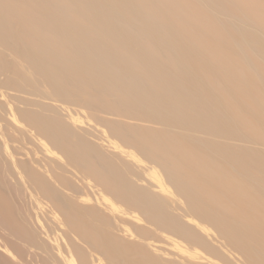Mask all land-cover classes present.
Listing matches in <instances>:
<instances>
[{"label":"bare ground","instance_id":"obj_1","mask_svg":"<svg viewBox=\"0 0 264 264\" xmlns=\"http://www.w3.org/2000/svg\"><path fill=\"white\" fill-rule=\"evenodd\" d=\"M229 1L247 20L264 15V0ZM191 15L199 20L179 0H0V264H241L203 221L170 212L171 196L138 184L90 139L83 120L88 108L131 162L142 160L111 136L154 161L148 170L162 190L171 192L166 174L191 205L218 201L187 166L195 161L205 176L223 177L211 161L171 131L136 122L187 116L162 98L158 65L187 75L173 38L198 49L207 39L195 36ZM253 27L235 23L242 35L232 74L239 79L257 75L252 56L264 60L262 30ZM119 213L136 218L134 227L122 225ZM221 222L262 253L250 221Z\"/></svg>","mask_w":264,"mask_h":264},{"label":"rangeland","instance_id":"obj_2","mask_svg":"<svg viewBox=\"0 0 264 264\" xmlns=\"http://www.w3.org/2000/svg\"><path fill=\"white\" fill-rule=\"evenodd\" d=\"M179 1L199 16V20L192 15L188 17L195 36L198 33L207 39L204 47L198 49L180 38H173L174 49L186 65V76L165 63L158 65V71L163 81L160 90L162 98L168 103H177L187 116L162 113L157 118L153 117L155 122H136L171 131L185 149L201 160L211 161L223 173V177L218 174L205 176L196 168L195 161L187 163V166L219 200L210 198L204 203L191 205L185 196H179L178 190L170 184L161 168L155 166L165 174L171 192L162 190L152 178L153 170H148L154 166V161L141 155L131 143L125 144L120 138L111 136L136 151L142 160L131 162L132 157L122 154L109 143L106 137V134H110L109 128L91 117L88 108H85L83 120L85 126L93 129L95 136H90V139L113 156L121 167L127 168L138 184L173 198V204L168 207L170 212L190 213L187 215L203 221L211 228L215 242H222L230 248L239 263L264 264V60L251 57L257 75L250 72L239 79L232 74V67L238 63V42L242 35L236 31L235 23L243 22L251 29L258 26L264 38V15L256 16L254 21L247 20L245 11L236 9V5L229 0H225L222 6L213 0H207V4L206 0ZM209 79L218 81L225 92L211 88ZM231 98H235V106H232ZM254 130H259L262 137ZM119 204L123 205V209L133 210L132 214L144 217L137 207ZM119 214L124 216L126 222L122 225L134 227L136 218L125 213ZM222 219H228L231 223L250 221L260 240L262 253L257 252L252 243L236 236V233H227L222 226ZM141 222L145 226H152ZM157 244L173 247L165 242Z\"/></svg>","mask_w":264,"mask_h":264}]
</instances>
